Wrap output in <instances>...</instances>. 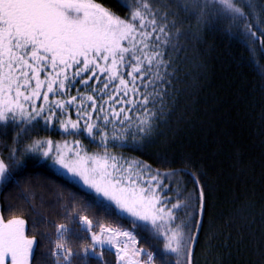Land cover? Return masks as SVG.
Wrapping results in <instances>:
<instances>
[{"label":"trees","instance_id":"16d2710c","mask_svg":"<svg viewBox=\"0 0 264 264\" xmlns=\"http://www.w3.org/2000/svg\"><path fill=\"white\" fill-rule=\"evenodd\" d=\"M97 2L122 17L127 15L117 0ZM251 2L253 14H249L253 10L247 7L248 0H240L238 6L249 14L248 23L259 36L264 31V0ZM155 6L177 13L168 17L170 39L177 46L175 52H170L173 60L167 69L171 83L164 84L167 94L163 103L158 100L152 109L163 119L155 120L156 131L139 151L133 150L136 145L129 139L123 146L120 141H112L117 146L109 147L108 153L119 162L136 161L149 166L153 174L159 172L162 196L175 201L178 192L193 193L189 216H184L183 210L179 215L188 219L189 224L193 221L201 224L198 233H189L198 235L192 245L195 264H264L260 255L264 251V48L244 35V24L215 13L209 14L205 22L196 21V16L177 7V0H158ZM173 20L175 27L171 25ZM260 40L264 41V36ZM91 83L96 86L95 81ZM77 90L84 97L96 95L97 103L103 104L106 112L109 110V96L100 99L99 94L80 83L61 95H50V99L67 100L77 95ZM109 91L116 95L111 88ZM144 91H151V87ZM84 103L90 102L85 99ZM77 105L68 106L64 114L58 110L53 117L55 126L43 119L25 122L15 130L0 124V159L11 163L10 153L15 149L19 165L11 169L12 180L0 183L2 218L25 220L26 235L37 242L32 264H54L50 253L60 224L88 237L81 240L74 235L67 241L66 247L77 254L71 258V264H118L115 250L108 246L102 255L99 249L96 256L83 255L84 249L90 247L91 232L99 231V225L132 229L140 242L138 246L148 251L162 248L150 231L143 230V225L134 228L130 217L58 172L47 160L26 154L25 150L43 137L74 143L79 140L86 150L102 154L98 137L92 139L86 133L63 131L59 121L77 119ZM120 107L129 106L115 105L116 110ZM142 113L143 109L128 115L138 122ZM113 123L119 134L122 126L115 120ZM112 129L113 124H109V133ZM192 174L206 186L207 211L202 217L195 216L196 185ZM79 216L92 220L91 231L84 232L81 225L75 224L73 218ZM174 260L165 264H174ZM156 264L161 262L157 260Z\"/></svg>","mask_w":264,"mask_h":264},{"label":"snow or ice","instance_id":"6c2138e0","mask_svg":"<svg viewBox=\"0 0 264 264\" xmlns=\"http://www.w3.org/2000/svg\"><path fill=\"white\" fill-rule=\"evenodd\" d=\"M117 2L127 15L122 17L97 0H0V124L15 130L25 122L43 119L46 124L55 126L53 117L57 111L64 114V110L77 105L79 99L77 119L68 118L59 123L65 133L82 132L92 139L98 137V147L103 148V153L82 155L77 140L72 147L67 144L54 146L51 141L45 146V142L37 141L25 150L26 154L51 160L77 177L91 194L129 216L134 228L143 225V230L150 231L163 245L158 250L148 251L137 247L140 242L133 231L99 225V233L91 232L90 247L84 249L83 255L96 256L98 249L102 255V250L108 246L115 248L118 264H156L157 260L165 264L173 258L174 264H195L192 245L197 242L198 235L189 233H198L201 224L199 221L189 224L188 219L179 215L183 210L184 216H189L193 193L178 192L175 201L162 196L159 172L145 179V173L152 172L149 166L132 165L128 161L121 165L108 153L109 147L117 146L112 141H120L123 146L129 139L136 145L133 150L139 151L147 146L144 142H150L156 131L155 120L163 119L152 109L156 108L158 100L163 103L167 94L164 84L171 83L167 69L173 60L170 52H175L177 46L170 39L168 17L177 13L154 8L152 0ZM239 2L183 0L179 3L177 0V7L201 22L215 13L244 24V35L253 43L260 42L264 48V41L260 40L264 31L258 36L252 31L253 25L248 23L254 5L248 0L247 7L253 12L246 14L238 6ZM171 25L175 27L174 20ZM75 83L86 85L87 90L99 94L100 99L109 96L110 103L105 101L109 103V110L106 112L104 105L97 103L96 95L84 97L80 90L67 100H50L49 94L61 95ZM149 87L151 91H144ZM110 88L115 96L111 95ZM41 98L44 104L37 106L35 101ZM85 99L90 102L88 105ZM116 104L129 107L116 110ZM141 109L143 113L138 122L128 115ZM113 120L122 126L119 134ZM109 124H113L111 133ZM22 130L27 132L26 128ZM9 160L11 163L0 159V183L12 180L14 172L11 169L19 166L15 149ZM192 175L196 185L195 216L199 217L207 211L206 186ZM73 219L75 224L82 226V231H91L92 220L87 216ZM24 224L19 218L6 223L0 219V264H32L37 242L25 235ZM56 232L54 250L50 253L54 264L59 261L71 264V258L77 254L66 247L67 241L74 235L81 240L88 237L77 235L65 224L57 226ZM260 255L264 257V251Z\"/></svg>","mask_w":264,"mask_h":264},{"label":"rangeland","instance_id":"374dc122","mask_svg":"<svg viewBox=\"0 0 264 264\" xmlns=\"http://www.w3.org/2000/svg\"><path fill=\"white\" fill-rule=\"evenodd\" d=\"M157 1L158 0H152V5H153V7L154 8H156V6H155V3H157ZM129 3H131V0H129ZM196 21H198V19H196ZM43 73L41 74V77L43 78ZM33 85H34V82H33ZM50 95H52V94H49V97H50ZM51 100V99H50ZM37 102H39V104L40 105H43L44 104V101H43V99L41 98V99H38V100H36L35 101V104L37 105ZM38 106V105H37ZM25 107L27 108L28 107V105H25ZM37 141H43V142H45V146L47 145V142H49V141H51L52 143H53V145L55 146V145H59V146H61V147H63L65 144H67L68 145V147H72L73 145H75V143L74 142H68V141H66V140H53V139H51V138H49V137H43V138H41V139H38ZM37 141H35V142H37ZM34 145V144H33ZM32 145V146H33ZM80 149H82V152H81V154L82 155H84V154H88V155H93V154H100V153H97V152H93V151H88V150H86L84 147H82L81 145H80ZM65 151H67V149H65ZM40 159L41 160H47V159H44V158H42V157H40ZM48 161V163L54 168V169H56L58 172H60L61 174H63V175H65L67 178H69L70 180H72V181H74V182H76L79 186H81V187H83V188H85L86 190H88L85 186H83L82 185V183H81V181L77 178V177H74L73 175H71V174H69V173H67L66 172V170H64V169H62L61 167H59V166H57L56 164H54L51 160H47ZM121 165H124L125 164V162H119ZM129 163H131L132 165H135V164H137L138 162H136V161H130ZM144 165H141V167H143ZM137 171H139V169H137ZM153 173L151 172V173H145V175H144V178L145 179H147L148 178V176L149 175H152ZM89 191V190H88ZM99 199V198H98ZM99 200H101V201H103V202H105L104 200H102V199H99ZM107 203V202H106ZM110 204V203H109ZM111 205V204H110ZM124 214V213H123ZM124 215H126V214H124ZM127 216V215H126ZM129 217V216H128ZM16 218H19V217H15V218H11V219H16ZM0 219H2L5 223L8 221V220H11V219H8V220H4L3 218H2V216H1V212H0ZM19 219H22V218H19ZM24 220V219H23ZM25 221V220H24ZM111 228H113V227H111ZM114 229H120V230H126V231H133L132 229H129V228H114ZM24 231H25V235H26V223L24 224ZM134 232V231H133ZM97 233H99V231H97ZM134 234H135V232H134ZM136 235V234H135ZM27 236V235H26ZM28 238H33V237H29L28 236ZM121 239H123V238H121ZM136 239H137V237H136ZM137 247H139L138 245H137ZM34 248H35V246H34ZM114 250H115V248H113Z\"/></svg>","mask_w":264,"mask_h":264},{"label":"water","instance_id":"95a60500","mask_svg":"<svg viewBox=\"0 0 264 264\" xmlns=\"http://www.w3.org/2000/svg\"><path fill=\"white\" fill-rule=\"evenodd\" d=\"M201 217H202V215H201Z\"/></svg>","mask_w":264,"mask_h":264}]
</instances>
